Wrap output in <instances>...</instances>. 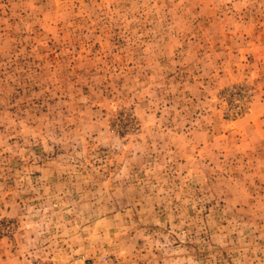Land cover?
Masks as SVG:
<instances>
[{"label":"rangeland","instance_id":"obj_1","mask_svg":"<svg viewBox=\"0 0 264 264\" xmlns=\"http://www.w3.org/2000/svg\"><path fill=\"white\" fill-rule=\"evenodd\" d=\"M0 264H264V0H0Z\"/></svg>","mask_w":264,"mask_h":264}]
</instances>
